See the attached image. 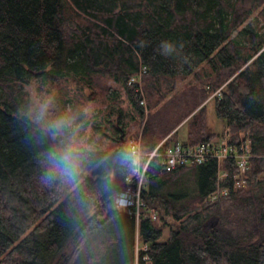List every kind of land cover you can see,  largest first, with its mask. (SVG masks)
<instances>
[{
    "label": "trees",
    "instance_id": "trees-1",
    "mask_svg": "<svg viewBox=\"0 0 264 264\" xmlns=\"http://www.w3.org/2000/svg\"><path fill=\"white\" fill-rule=\"evenodd\" d=\"M259 8L264 0H0V264H136L137 235L151 264H264V32L244 26ZM143 65L144 88L131 81ZM95 73L123 85L133 112L112 104L98 122L109 123L111 152L102 141L73 146L28 112L32 82L92 83ZM190 75L202 88L161 106L131 139L125 118L145 117V95L153 109ZM214 92L223 129L233 141L245 132L252 156L246 186L210 200L226 161L167 171L149 153L219 140L206 105L183 122ZM132 140L141 166L149 160L139 222L115 203L128 177L139 182Z\"/></svg>",
    "mask_w": 264,
    "mask_h": 264
},
{
    "label": "rangeland",
    "instance_id": "rangeland-1",
    "mask_svg": "<svg viewBox=\"0 0 264 264\" xmlns=\"http://www.w3.org/2000/svg\"><path fill=\"white\" fill-rule=\"evenodd\" d=\"M261 8L254 11L249 19L244 23L251 24L258 30L264 32V12ZM240 33L235 31L233 36L240 37ZM92 83L89 80L82 78H75L70 75L63 79H58L55 83L32 82L26 86V90L30 93V117L38 122L44 128L55 130L56 134L71 141L73 146L92 147L97 146V143L103 142L102 146L108 151H112L115 147L113 141L109 136L108 122L98 123L103 120V114H106L112 104L121 105L125 112L132 109L129 106V100L126 90L123 85L115 81L111 76L106 74L100 75L95 73L92 75ZM92 84V85H91ZM142 88L145 87L143 79L140 82ZM203 86V85H202ZM202 88L197 81L196 76L190 75L177 82L174 89L170 92L168 97H159L161 102L153 109L150 108L149 99L145 95L147 113L145 117L141 118L139 115L134 116L130 114L126 116L125 121L128 126L127 132L131 139H141L142 131L147 119L156 112L161 106L171 104L170 107H175L181 96L186 100L187 96L196 93L192 88ZM219 91V90H218ZM179 95V97H177ZM215 95L210 94L208 98L196 108L183 121L189 119L200 107L206 105L208 124L211 130L216 132L224 131L222 120H220L214 110V101L211 99ZM176 96L175 98H173ZM173 109V108H172ZM165 108L166 111L172 110ZM182 122V123H183ZM181 123V124H182ZM97 124H101V132L96 128ZM180 124V125H181ZM179 125V126H180ZM185 126V125H184ZM183 126V127H184ZM181 127L177 133L179 139L186 137V126ZM246 133L240 132V137L245 138ZM146 179V178H145ZM146 181V180H145ZM116 203V199H115ZM168 223L163 225V221H158L157 224L164 227L165 239L174 226V221L167 218ZM216 219H211L208 226L214 225ZM264 249L262 259L264 262Z\"/></svg>",
    "mask_w": 264,
    "mask_h": 264
},
{
    "label": "built area",
    "instance_id": "built-area-1",
    "mask_svg": "<svg viewBox=\"0 0 264 264\" xmlns=\"http://www.w3.org/2000/svg\"><path fill=\"white\" fill-rule=\"evenodd\" d=\"M146 71V66H141L139 75L131 77V81H141V74ZM143 102V101H142ZM249 139H243L233 141L230 129L226 127L222 132L219 140L210 143H200L196 145L185 144L179 140L173 141L160 152L159 148L162 145H158L152 152L149 153V160L154 156L161 157V165L163 169L170 171L180 166L192 165L195 163H203L209 158H216L219 162L225 163L219 171L218 183L216 191L209 197L210 200L216 199L220 196L226 195L230 192L231 188H242L246 186L249 181L251 169L250 158L252 156L251 146ZM130 149L135 155L136 167L134 172L139 176V182L137 187L129 184L132 179L128 177L127 185L123 187L115 196L116 206L127 210L130 214L136 216L137 222L143 215L144 202L141 198V190L145 180V172L149 160L144 166H141V151L139 144L135 141H131ZM229 162L231 164H229ZM235 168L232 179H230V169ZM232 181L233 186L229 185ZM121 201L125 203L122 205ZM156 210L154 208L149 210V215L152 218H156ZM149 245L140 240L137 235L136 242V257L137 263L142 255L144 264H151L149 254Z\"/></svg>",
    "mask_w": 264,
    "mask_h": 264
},
{
    "label": "bare ground",
    "instance_id": "bare-ground-1",
    "mask_svg": "<svg viewBox=\"0 0 264 264\" xmlns=\"http://www.w3.org/2000/svg\"><path fill=\"white\" fill-rule=\"evenodd\" d=\"M240 40V39H239ZM235 138V137H234ZM164 144H166V143H164ZM144 155V154H143ZM186 168V167H185ZM190 181V180H189ZM195 187V186H194ZM199 187V186H198ZM144 193V192H143ZM148 194V193H147ZM198 198V197H197ZM196 199V198H195ZM150 200V199H149ZM195 203V202H194ZM120 211V210H119ZM160 216V215H159ZM161 218V217H160ZM162 219V218H161ZM163 225H164V223H163ZM263 253V252H262ZM264 255V254H263ZM153 259V258H152ZM61 261V260H60Z\"/></svg>",
    "mask_w": 264,
    "mask_h": 264
},
{
    "label": "clouds",
    "instance_id": "clouds-1",
    "mask_svg": "<svg viewBox=\"0 0 264 264\" xmlns=\"http://www.w3.org/2000/svg\"><path fill=\"white\" fill-rule=\"evenodd\" d=\"M125 202L124 201H121V204L123 205Z\"/></svg>",
    "mask_w": 264,
    "mask_h": 264
},
{
    "label": "water",
    "instance_id": "water-1",
    "mask_svg": "<svg viewBox=\"0 0 264 264\" xmlns=\"http://www.w3.org/2000/svg\"><path fill=\"white\" fill-rule=\"evenodd\" d=\"M127 184L125 183L124 186H126Z\"/></svg>",
    "mask_w": 264,
    "mask_h": 264
},
{
    "label": "crops",
    "instance_id": "crops-1",
    "mask_svg": "<svg viewBox=\"0 0 264 264\" xmlns=\"http://www.w3.org/2000/svg\"><path fill=\"white\" fill-rule=\"evenodd\" d=\"M223 126V124H221Z\"/></svg>",
    "mask_w": 264,
    "mask_h": 264
}]
</instances>
